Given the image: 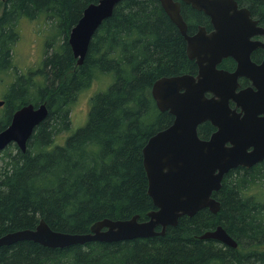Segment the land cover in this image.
<instances>
[{"label": "trees", "instance_id": "obj_1", "mask_svg": "<svg viewBox=\"0 0 264 264\" xmlns=\"http://www.w3.org/2000/svg\"><path fill=\"white\" fill-rule=\"evenodd\" d=\"M99 0H0V75L12 70L0 106V131L28 103L45 102L47 117L36 126L23 151L10 143L0 151V237L35 228L41 219L58 231L86 233L104 218L140 220L155 209L148 193L143 148L174 120L152 94L162 76L196 74L187 41L160 0H120L95 31L81 64L69 43L84 8ZM264 24V0H237ZM188 33L212 29L208 15L181 2ZM192 14V15H191ZM51 20L54 32L35 69H18L13 52L23 18ZM225 58L220 68L232 70ZM111 76L91 98L85 125L69 134L71 105L80 91ZM246 80H242L245 85ZM215 126L206 121L198 133L207 139ZM264 161L228 171L213 196L218 212L202 208L182 215L164 234L118 241H89L49 247L33 240L0 245V264H264ZM218 225L238 242L233 247L201 235Z\"/></svg>", "mask_w": 264, "mask_h": 264}, {"label": "water", "instance_id": "obj_2", "mask_svg": "<svg viewBox=\"0 0 264 264\" xmlns=\"http://www.w3.org/2000/svg\"><path fill=\"white\" fill-rule=\"evenodd\" d=\"M120 0H99L84 8L69 34V43L81 64L91 39L104 19L112 15ZM171 20L187 41V52L195 60L196 74L162 76L152 86L161 111H169L173 122L153 134L143 148L148 176V193L155 209L146 220L139 214L127 219L104 218L86 233L58 231L41 219L35 228L19 229L0 237V245L27 239L49 247H67L89 241H118L164 234L182 215H194L202 208L218 212L221 202L213 196L225 174L238 166L251 167L264 159V59L254 62V48L264 43L252 36L264 34L248 7L237 0H160ZM181 1L209 16L213 28L200 26L188 33ZM231 57L232 71L219 64ZM252 85L239 89L240 77ZM5 103L0 99V106ZM233 104V105H232ZM45 102L28 103L19 108L10 124L0 131V151L16 143L23 151L38 124L48 115ZM210 121L216 129L201 138L198 127ZM201 238H214L233 247L237 240L218 225Z\"/></svg>", "mask_w": 264, "mask_h": 264}, {"label": "rangeland", "instance_id": "obj_3", "mask_svg": "<svg viewBox=\"0 0 264 264\" xmlns=\"http://www.w3.org/2000/svg\"><path fill=\"white\" fill-rule=\"evenodd\" d=\"M1 12L0 9V14ZM50 21L51 20H49V22ZM49 22L44 16L35 19L23 18L20 21L18 25L19 37L13 48L15 61L17 62L19 70L28 71L30 69H35L40 65L47 48L45 38L54 32L49 28ZM11 71L12 70L0 75V99H2L5 88L9 86V82L13 79ZM110 78L111 76H104L78 93L71 105V129L66 133L60 134L57 138L58 142L64 143L69 134L85 125L91 108L92 96L101 89H105L110 82ZM255 187L256 188L252 189V192H256L259 198L264 199V195L259 193L262 189H258L259 186L257 185Z\"/></svg>", "mask_w": 264, "mask_h": 264}, {"label": "flooded vegetation", "instance_id": "obj_4", "mask_svg": "<svg viewBox=\"0 0 264 264\" xmlns=\"http://www.w3.org/2000/svg\"><path fill=\"white\" fill-rule=\"evenodd\" d=\"M183 2V1H182ZM188 4V3H187ZM192 6V5H191ZM193 7V6H192ZM194 8V7H193ZM252 15V14H251ZM252 17L253 18H255V19H257L256 17H254L253 15H252ZM258 20V26H262V27H264V24L263 23H261L260 22V20L259 19H257ZM199 29H197V31H198ZM208 30V29H207ZM196 31V32H197ZM252 39L253 40H259V41H261V42H263L264 43V34H256V35H253L252 36ZM251 58H252V60L254 61V62H256V63H258V64H261L262 63V61H263V59H264V47L263 46H261V45H259V46H257L256 48H254L253 49V51H252V54H251ZM236 68V64H235V67H234V69ZM234 69H232V70H234ZM232 70H230V71H232ZM242 80H246L244 83H245V85H243L242 84ZM239 82H240V87H239V89H242V88H245V87H248V86H251L252 85V81L249 79V78H247V77H240L239 78ZM233 105V104H232ZM264 161V159L263 160H261V162H263ZM260 162V161H259ZM258 162V163H259ZM257 164V163H256Z\"/></svg>", "mask_w": 264, "mask_h": 264}, {"label": "bare ground", "instance_id": "obj_5", "mask_svg": "<svg viewBox=\"0 0 264 264\" xmlns=\"http://www.w3.org/2000/svg\"><path fill=\"white\" fill-rule=\"evenodd\" d=\"M192 15V14H191Z\"/></svg>", "mask_w": 264, "mask_h": 264}]
</instances>
